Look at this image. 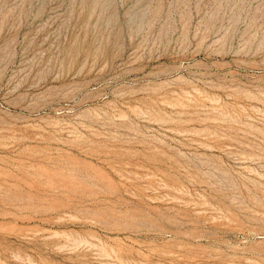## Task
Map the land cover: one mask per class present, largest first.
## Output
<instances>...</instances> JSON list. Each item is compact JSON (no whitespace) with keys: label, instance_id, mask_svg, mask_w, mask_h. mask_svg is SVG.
Wrapping results in <instances>:
<instances>
[{"label":"rangeland","instance_id":"1","mask_svg":"<svg viewBox=\"0 0 264 264\" xmlns=\"http://www.w3.org/2000/svg\"><path fill=\"white\" fill-rule=\"evenodd\" d=\"M0 264H264V0H0Z\"/></svg>","mask_w":264,"mask_h":264}]
</instances>
